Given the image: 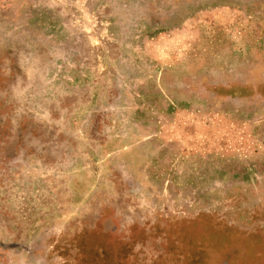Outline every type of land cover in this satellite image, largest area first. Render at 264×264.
Masks as SVG:
<instances>
[{
  "label": "flooded vegetation",
  "instance_id": "af4514ba",
  "mask_svg": "<svg viewBox=\"0 0 264 264\" xmlns=\"http://www.w3.org/2000/svg\"><path fill=\"white\" fill-rule=\"evenodd\" d=\"M40 3L0 0V125L7 127L0 134V189L45 190L63 211L47 227L0 231V256L9 264L14 256L19 264L58 262L57 246L70 250L71 240L93 232L118 201L128 218L136 207L141 216L216 217L227 226L251 221L262 228L263 169L217 165L191 177L181 193V185L160 175V145L141 111L173 97L264 115V64L239 58L198 74L163 73L143 50L145 36L174 14L173 8L163 14L159 0H92L90 10L102 20L97 48L70 23L52 34L45 17L55 8ZM76 198L78 206L65 213L66 201ZM1 199L0 223L11 214Z\"/></svg>",
  "mask_w": 264,
  "mask_h": 264
},
{
  "label": "rangeland",
  "instance_id": "374dc122",
  "mask_svg": "<svg viewBox=\"0 0 264 264\" xmlns=\"http://www.w3.org/2000/svg\"><path fill=\"white\" fill-rule=\"evenodd\" d=\"M41 2L43 9L55 8L45 17L52 34L63 31L60 24L63 21L72 24L71 28L85 29L95 48L98 47L95 31L102 20L90 10L92 0ZM159 3L163 14L170 8L174 14L170 19L165 16L171 22L145 36L143 50L161 72L198 74L219 66L223 60L239 58L264 64V0H159ZM100 34L105 39L108 36L105 30ZM178 101L161 97L159 103L151 102L141 111L150 135L157 136L160 175L166 182L181 185L180 192L185 193L191 177L217 165L264 170V115L239 111L226 103L222 104L223 109H218L196 101L182 100L183 104ZM6 130L4 124L0 125L1 135ZM22 188L0 189L1 205L11 213L5 214L0 231L10 233L17 227L26 232L37 228L39 223L47 227L60 220L63 207L51 193ZM80 200L66 201L65 213L78 206ZM111 203L94 231L84 229V234L71 240L76 245L70 243V250L63 251L57 246L54 251L61 259L50 264H264V223L256 230L251 221L232 227L218 222L216 217L181 222L173 217L141 216L136 207L132 209L134 216L128 218L127 212H121L120 201ZM254 229L258 234L250 233ZM5 258L0 256V264H9ZM12 259L19 264L16 256Z\"/></svg>",
  "mask_w": 264,
  "mask_h": 264
}]
</instances>
